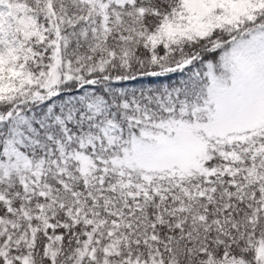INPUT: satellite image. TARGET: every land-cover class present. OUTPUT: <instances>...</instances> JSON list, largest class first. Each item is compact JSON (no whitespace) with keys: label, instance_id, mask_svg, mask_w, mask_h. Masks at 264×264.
I'll return each mask as SVG.
<instances>
[{"label":"snow or ice","instance_id":"snow-or-ice-1","mask_svg":"<svg viewBox=\"0 0 264 264\" xmlns=\"http://www.w3.org/2000/svg\"><path fill=\"white\" fill-rule=\"evenodd\" d=\"M0 264H264V0H0Z\"/></svg>","mask_w":264,"mask_h":264}]
</instances>
